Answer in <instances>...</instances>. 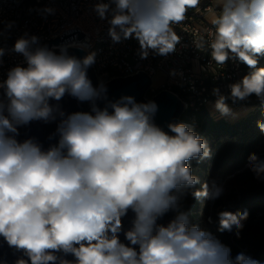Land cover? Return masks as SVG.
<instances>
[{"label":"clouds","instance_id":"obj_1","mask_svg":"<svg viewBox=\"0 0 264 264\" xmlns=\"http://www.w3.org/2000/svg\"><path fill=\"white\" fill-rule=\"evenodd\" d=\"M200 4L98 0L93 10L107 21L114 43L135 38L144 59L150 51L175 52L181 38L174 26ZM215 8L210 39L197 41V48L210 50L216 65L232 59L249 69L228 86L230 96L213 89L215 107L231 115L227 99L236 103L253 95L264 106V67H258L264 56V0H216ZM38 11L46 18L56 10ZM0 23L5 36L15 22ZM68 47L61 45L57 53L26 31L13 48L24 64L0 80V237L28 258L15 264H260L243 251L233 255L182 210L186 195L215 201L223 194L215 181L195 188L200 181L189 161L210 158L207 142L185 123H169L167 132L156 125L155 101L108 100L106 83L94 86L87 75L96 53L77 58ZM4 54L0 48V64ZM65 95L88 102L90 111L65 113L58 103ZM33 121H57L49 137L55 143L45 148L34 137L19 140V128ZM258 127L264 133V121ZM247 166L264 181V159L251 153ZM129 211L134 217L123 233L125 244L120 233ZM169 212L174 217L158 223ZM247 217V210L221 211L218 230L239 238Z\"/></svg>","mask_w":264,"mask_h":264},{"label":"built area","instance_id":"obj_2","mask_svg":"<svg viewBox=\"0 0 264 264\" xmlns=\"http://www.w3.org/2000/svg\"><path fill=\"white\" fill-rule=\"evenodd\" d=\"M98 0H0V21L15 22L10 34L0 36V48L4 49L3 63L0 64V80L6 78L7 71L16 65L24 63L22 55L16 53L13 48L16 39L24 32L40 37L43 40L54 39L62 33L65 35L76 28L84 34L79 40L77 33L70 40L66 37L64 43L51 48H60L61 45L76 47L87 44L83 50L96 53L95 63L91 66L95 79L109 82L117 78H125L128 75L139 74V71L147 74L151 83L146 94L150 100L162 90L173 93L182 102L185 109L197 111L204 107L212 117H224L216 109L217 96L213 95V89L218 88L220 94L230 96L229 85L236 83L241 78V64L238 60L229 59L224 66L216 65L211 60L210 50L197 48L196 42L210 39L209 33L213 30L210 23V0H201L196 9H190L185 20L174 31L180 36V42L176 45L175 52L167 56L149 52L147 58L142 59L138 55L139 43L135 38L114 43L108 34L109 25L106 20H101L93 6ZM45 7L54 8V15L45 18L38 10ZM4 27L0 23V29ZM71 30V31H70ZM69 31V33H68ZM67 32V33H66ZM159 72L163 81L158 86L153 85V75ZM249 98L233 103L231 99L225 102L230 108L246 105ZM185 123L190 128L193 125Z\"/></svg>","mask_w":264,"mask_h":264},{"label":"trees","instance_id":"obj_3","mask_svg":"<svg viewBox=\"0 0 264 264\" xmlns=\"http://www.w3.org/2000/svg\"><path fill=\"white\" fill-rule=\"evenodd\" d=\"M258 67H264V56L259 58ZM248 71V67L242 63L240 80ZM249 99L255 103L256 107L244 119L231 121L224 117H212L204 107L197 111L185 109L180 116L181 122L193 125L192 129L207 142L209 148L215 142L211 156L207 159L206 167L210 172L215 173L222 168L229 172L241 169L248 164V156L251 153H256L264 159V133L258 127V121H264V106L254 95ZM189 164L204 167V160H191ZM248 170L250 171V169ZM248 175L252 179L251 182L257 181L253 174ZM206 182H210L208 178H204L203 184ZM249 192L247 193V190L244 189L238 193L230 192L226 196L230 201L226 211L235 213L247 210L248 212L239 238L235 232L219 231V220L214 221L207 231L229 246L233 255L243 251L256 258L260 264H264V218L260 216L264 213V189L255 190L251 194ZM219 201L220 198L213 201L212 206L217 207ZM209 203L208 200L207 204ZM182 210L189 212L193 224L202 222V215L196 199L192 198L185 203ZM193 212L195 216H193Z\"/></svg>","mask_w":264,"mask_h":264},{"label":"water","instance_id":"obj_4","mask_svg":"<svg viewBox=\"0 0 264 264\" xmlns=\"http://www.w3.org/2000/svg\"><path fill=\"white\" fill-rule=\"evenodd\" d=\"M73 32L65 35V32L62 33L61 38L59 36L50 40H43L42 45H47L50 50H53L59 53L60 48H51V46H58L64 43V39L66 37L70 40L74 38L75 33H77V39L79 40L84 36L78 29H72ZM71 31V30H70ZM67 33V32H66ZM69 55H74L77 58H82L86 55V53L76 47H68ZM24 64V63H23ZM20 64V65H23ZM88 78L91 80L94 86H97L98 83L95 79L94 72L92 68H88L87 70ZM151 79L150 77L142 71H139V74L128 75L125 78H117L106 82L107 85V98L108 100L115 101L119 99L121 96H133L137 102H148L155 101L158 105V111L154 116V122L156 125L161 127L164 131H169L168 124L169 123H179L180 116L183 114L185 108L182 105V102L177 98L173 93L162 90L158 92L155 96H153L150 100L146 99V94L148 92V88L150 86ZM51 103L56 104V101H52ZM61 108L65 111V113H72L76 111H90V104L88 102H79L75 98L65 95L61 101L58 102ZM101 107L103 106V101L97 102ZM57 127V121L44 123L42 121H33L27 126H23L19 128V136L17 137L19 140H24L29 137L36 138L40 143L43 144L45 148L48 147L50 143H55V139L49 140V137L55 133ZM214 143L212 144L210 151L214 147ZM208 159V158H207ZM175 213L169 212L163 218H161L158 223L167 224L173 217ZM134 217V214L129 211V213L122 218V226L123 231L120 233L121 242L127 244L128 241L124 237V231L128 230L131 227V221ZM28 258L23 256L22 252L16 251L14 248L9 247V245L4 241L2 237H0V264H15L18 259ZM66 259L72 260L74 257L68 255L65 257Z\"/></svg>","mask_w":264,"mask_h":264},{"label":"rangeland","instance_id":"obj_5","mask_svg":"<svg viewBox=\"0 0 264 264\" xmlns=\"http://www.w3.org/2000/svg\"><path fill=\"white\" fill-rule=\"evenodd\" d=\"M163 77L159 72H156L153 75V85L158 86L160 83H162ZM255 103L253 101H249L246 105H242L236 108H230L232 111L231 115H227V118H230L229 120L235 121L238 119H244L248 116L250 111L255 109ZM204 160V167L201 166H194L190 165L192 169V174L199 179V183L195 186L196 189H201L203 185L204 178H208L209 181H215L216 184L223 187V194L219 197V205L217 207H213V201H210L209 204H207L208 200L204 199L202 201L197 200L198 208L202 215V222L197 224L201 228L204 227L205 230H208L210 225L214 221H218V213L221 211L227 210L228 204H230L229 199L226 198L230 192H242V190L246 189L247 193L250 194L254 192L255 190H262L264 189V181L257 180L255 182H251V178L248 174H253L251 171H249V167L245 165L243 168L234 170L229 172L227 169L222 168L221 170L212 173L210 172L206 165H207V159ZM220 182V183H219ZM192 199L191 195H186L184 199L182 200V206L189 202ZM193 216L194 212H193ZM260 216L261 218H264V213H262ZM210 218V222H209ZM196 224V222H195Z\"/></svg>","mask_w":264,"mask_h":264},{"label":"crops","instance_id":"obj_6","mask_svg":"<svg viewBox=\"0 0 264 264\" xmlns=\"http://www.w3.org/2000/svg\"><path fill=\"white\" fill-rule=\"evenodd\" d=\"M215 5H216V0H210V12L207 14L208 17H212L213 14L215 13L216 11V8H215ZM227 119H230V118H227Z\"/></svg>","mask_w":264,"mask_h":264}]
</instances>
